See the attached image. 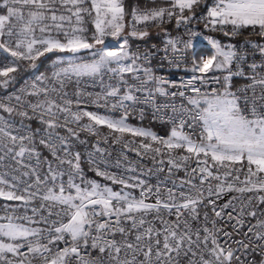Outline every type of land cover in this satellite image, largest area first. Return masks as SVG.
<instances>
[{
    "label": "snow or ice",
    "instance_id": "snow-or-ice-1",
    "mask_svg": "<svg viewBox=\"0 0 264 264\" xmlns=\"http://www.w3.org/2000/svg\"><path fill=\"white\" fill-rule=\"evenodd\" d=\"M0 264H264V0H0Z\"/></svg>",
    "mask_w": 264,
    "mask_h": 264
},
{
    "label": "built area",
    "instance_id": "built-area-1",
    "mask_svg": "<svg viewBox=\"0 0 264 264\" xmlns=\"http://www.w3.org/2000/svg\"><path fill=\"white\" fill-rule=\"evenodd\" d=\"M153 42H156V41H153ZM157 71H158V73L163 74L165 76H168L171 79H177L178 77H180L182 75V72L181 71H179V70H177L175 68H171V67H169L167 65H165L163 67H159L157 69ZM149 120H150V116H146V118L144 120L145 125H147L149 123ZM138 121H139V118L137 117V119L134 120L133 122L134 123H137ZM162 129H163V126L162 125H160V124L155 125V130L162 131ZM118 151H119V149L117 147V151L116 152H113V154H112V162L113 163H114L115 159L117 158ZM129 158L131 160H133L134 162H139L138 161V158L135 157V155L132 154V153H129ZM141 166L146 168V167H150L151 165H150L149 162L144 161Z\"/></svg>",
    "mask_w": 264,
    "mask_h": 264
}]
</instances>
